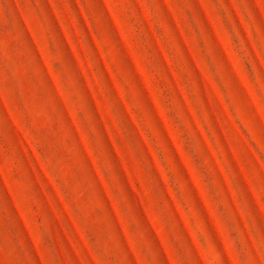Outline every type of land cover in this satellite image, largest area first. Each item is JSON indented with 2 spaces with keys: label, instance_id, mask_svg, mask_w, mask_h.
I'll list each match as a JSON object with an SVG mask.
<instances>
[{
  "label": "rangeland",
  "instance_id": "rangeland-1",
  "mask_svg": "<svg viewBox=\"0 0 264 264\" xmlns=\"http://www.w3.org/2000/svg\"><path fill=\"white\" fill-rule=\"evenodd\" d=\"M0 264H264V0H0Z\"/></svg>",
  "mask_w": 264,
  "mask_h": 264
}]
</instances>
